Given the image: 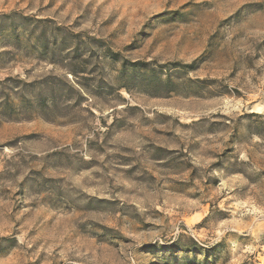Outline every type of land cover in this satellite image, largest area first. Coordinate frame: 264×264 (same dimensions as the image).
I'll use <instances>...</instances> for the list:
<instances>
[{"label": "rangeland", "instance_id": "rangeland-1", "mask_svg": "<svg viewBox=\"0 0 264 264\" xmlns=\"http://www.w3.org/2000/svg\"><path fill=\"white\" fill-rule=\"evenodd\" d=\"M0 264H264V0H0Z\"/></svg>", "mask_w": 264, "mask_h": 264}, {"label": "trees", "instance_id": "trees-1", "mask_svg": "<svg viewBox=\"0 0 264 264\" xmlns=\"http://www.w3.org/2000/svg\"><path fill=\"white\" fill-rule=\"evenodd\" d=\"M133 65H143L142 62L136 61V62H132Z\"/></svg>", "mask_w": 264, "mask_h": 264}]
</instances>
